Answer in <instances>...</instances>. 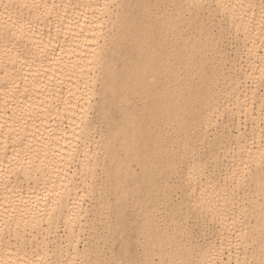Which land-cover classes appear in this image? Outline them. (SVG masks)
<instances>
[{
	"label": "bare ground",
	"instance_id": "1",
	"mask_svg": "<svg viewBox=\"0 0 264 264\" xmlns=\"http://www.w3.org/2000/svg\"><path fill=\"white\" fill-rule=\"evenodd\" d=\"M191 1L0 0V264H74L78 231L86 224L95 227L114 204L111 197L121 226L131 198L135 215L148 213L145 221L157 245L144 262L159 264V255L162 263H174L173 241L151 212V200L160 190L170 198L174 145L180 137L190 142L194 126L210 123L207 104L215 92L211 84L219 88L218 76L225 75L231 84L237 117L242 111L252 114L250 100L257 93L241 89L237 63L219 69L217 55H225L218 45L220 33L216 36L210 26L189 31L193 24L185 17ZM196 1V6L213 3V10L244 34L250 61L243 76L264 82V7L256 0ZM210 50L217 53L211 63L203 57ZM245 132L239 119L237 131L229 133L237 146L222 161L230 165L222 173L221 199L205 188L198 195L201 210L216 217L233 242L222 233L217 244L190 239L180 246L188 251L185 264H243L238 249L248 253L249 245L253 256H260L263 238L255 234L264 232V143L260 133L247 137ZM226 135L209 139L202 132V139H209L213 149ZM98 183L107 188L94 191ZM92 191L89 209L84 201ZM170 209L172 214L178 210L175 204ZM60 222L62 235L55 230ZM104 225L113 230L109 219ZM137 231L144 234L145 226ZM63 239L75 247V257L63 259ZM126 250L122 243L121 252Z\"/></svg>",
	"mask_w": 264,
	"mask_h": 264
},
{
	"label": "rangeland",
	"instance_id": "2",
	"mask_svg": "<svg viewBox=\"0 0 264 264\" xmlns=\"http://www.w3.org/2000/svg\"><path fill=\"white\" fill-rule=\"evenodd\" d=\"M156 1L161 2V0H156ZM256 2H258V4H261L262 7H264V0H256ZM190 4L191 5H189V10L186 11L187 14L185 17L186 23L188 22V24H193L191 27L189 26V31L196 30L198 27L200 28L201 26H210L216 36L219 35L218 33H220L219 39L221 40L218 39V43H220L218 45H221V49L223 48L222 50L225 51V55H226V56L223 55L221 57L220 54L217 55V53L215 54L210 50L207 52L203 51V53L205 54L203 55V57L207 59L209 58L208 61L209 63H211L212 57L217 55L218 62L220 64L221 63L223 64V65L221 64V67H219V69L223 67L225 71H227L228 64L230 65L232 62L233 63L235 62L236 65L237 63L235 68L237 69V71H240L241 69V73L238 74V77L239 78L241 77L239 86L241 87V89L248 88L246 89L247 91H249L251 88H252L251 90L256 89L257 93L255 97L250 100L253 102L252 104L253 110L251 112L252 114H250L252 118L250 117V115L244 114L243 111L241 112L242 115L241 113L238 115L239 117L238 118L237 114L235 113L236 103L234 99L235 98L234 91L231 90L232 88H230L231 84L227 81L228 78L225 75L218 76L219 88L218 90H216L214 84H211L212 90L213 91L215 90V92L209 97L208 99L209 102L207 104V108L211 109L210 110L211 114L210 113L209 114H210V119L212 117L211 119L212 122L208 120L210 121V123L207 122V124L203 126L205 128L201 127V129L199 128V126H194L192 130V136L190 138V142L188 141L185 142L184 140H182L184 137H180L181 139L178 140V143H175L177 145V146L174 145V152H173L175 165L172 166L171 169L169 170V176L167 178L169 180V184L172 187L170 198L167 199L165 197L164 191L160 190L158 197L156 199L151 200V208L153 209L151 212L153 213V215H155L154 217L155 222L159 224V228L160 229L162 228L161 230L166 231L168 237L173 241L172 246L174 247L172 248V252H173L172 254H173L174 263L170 262V264H185V259H186L185 257L188 255V251H186L184 248H181L180 246H183V244L187 243L190 239L193 240L195 243L207 245L210 242H214L216 244L219 243L220 233H222L221 236H226V238L229 237L230 239L231 237L229 231L225 232V229L221 230V226H220L221 223L217 219H215L216 217L209 216L210 215L209 213L205 212L203 209L201 210L202 207L200 205V201H198L199 200L198 195L201 193L200 191H203L205 188V190L207 191L204 190L203 192L214 194L213 196L217 200H219V198L221 199L220 190L222 191V181H224L222 173L224 172V170H226L227 165H230V164L226 165V163L224 162L227 161L226 159H229L231 157L232 152L235 153L234 147L236 149L237 146L235 141L236 139H234V137L232 138L231 134L237 131V125L239 119H240V127L242 128V130L246 131L245 134L247 137H251L252 135L256 136L260 133L259 135L261 136H258L259 139L258 137H255L253 140L257 141L258 139L259 141H262L264 143V135H263L264 130H262L263 128L262 126H264V115H263L264 113H262L264 111V106L256 107L258 106L257 105L258 103L264 101V96H263L264 85L262 84L264 82L262 81V77L260 79L258 78L257 80L258 82H257L251 76L249 78H246V80L243 76L242 70L244 68L249 67V66L246 67V65H248L250 61L247 58H245V56L247 57L246 53L248 50H247V45L245 46L246 43H244V34L242 32L239 33V31L236 30L234 23H232V25L229 24L231 22L226 18V15L224 13H222L218 9L214 11L213 3L210 4L208 1H205L203 4L200 3L201 4L200 5L198 3V5L196 6L197 1L193 0L191 1ZM190 13H192V18H190L189 16ZM223 25L225 28L223 27ZM220 29H222V31H219ZM235 31L236 33L237 32L238 33L235 34ZM246 60L248 61L246 62ZM219 63L218 66L220 65ZM223 78L227 82H225ZM256 97L257 99H255ZM203 110L201 112H203ZM260 110L262 112H260ZM256 113L258 115L260 113L261 116L258 117ZM253 114L255 115V117L258 118V120L254 117ZM244 115L246 116V118ZM93 116L98 124L100 120L98 114H94L93 112L92 117ZM248 116L254 121L251 120ZM259 118H261V120ZM257 121H259V123ZM213 124L215 126H213ZM202 132H204L206 134V137L209 139H212V137H214V135L218 133L220 135L223 133L225 135L227 134L226 137L228 136V139L224 138L225 143L224 141H222L223 142L222 144L216 145L213 147V149H210L208 143L209 139L208 140L202 139ZM195 167L196 169H194ZM193 170L195 171L193 173H196L194 174V176L195 177L197 176L196 177L197 180L199 178L200 180H202L201 183L200 180H198L199 182L195 180V182L197 183L195 188L191 187L192 182L189 181L190 175ZM187 176L189 177V179H187L188 178ZM217 183H220L221 185ZM105 188L107 187H104L103 185L100 186V184L98 183L95 186L94 191L97 192L98 189L104 190ZM250 188L252 189L253 187ZM208 190L211 191L215 190V191L211 193ZM234 190L237 193L238 189L237 190L234 189ZM215 195H219V196H215ZM92 198H93V191L90 192L89 195L85 196L86 201L84 202L85 205L89 206V209L92 208L91 204L94 202V198L93 199ZM111 199L114 204H111V207L109 209L105 208V213L101 214L100 217L95 221L94 228H92L90 224H86L82 231H78L80 233L77 241V246H78L77 248L79 250V254L76 255V257H75L76 249L73 250L75 247L73 248L71 247L72 245H67L66 244L67 242L65 243L64 241L65 239H63L64 241L63 245L65 244V247L62 252L63 254L62 257L64 260H66L67 257L73 256L76 259L73 262L74 264H147L146 262H144L145 259L151 253V249H153L155 245H157L154 243L153 239L150 238L154 235V232L151 229V224L149 225V223L145 221V218H148V213L142 212L139 215H135L134 210L131 207V203L133 200V198H131L125 203L127 209L126 225L121 226L119 225V220L117 215V208H116L117 203L115 204L116 201L114 200L113 197H111ZM192 201L193 202L195 201L196 203L195 202L193 203ZM174 204L176 205L178 210L175 214H172L170 208L171 205ZM90 211L92 212V210ZM89 212L87 213V215H89L90 218H93L94 211H93V215L91 214V212L90 213ZM207 216L209 219L207 218ZM107 219H109L112 223V229H113L112 231L108 229V226L104 225L105 220ZM139 226H145L144 234L138 233L137 229ZM55 230L57 231L58 234L61 235L64 234L65 227L63 226V223L62 222L58 223L57 228H55ZM98 234H100L99 237H97ZM38 235L37 236L39 238L36 236V239L38 238L37 240L38 242H40L43 236H41L40 234ZM255 235H257L256 237L260 238L261 241L263 238L261 245L258 248L256 247L257 245L255 246L258 249L257 252H259L258 255L260 256L258 258L253 256L254 252L251 251L252 248L251 245H249L248 247L250 248L249 252L252 253L248 252L244 254L242 252L243 248L241 247L240 249H238L240 250V252L237 258L240 261L243 260L244 261L243 264H264V232L259 229ZM36 239L33 240L34 243H37ZM230 240L233 242V239ZM122 243L127 245V250L125 253L121 252ZM193 245L191 244L190 246ZM50 246L53 248V243H50ZM94 246L96 247L94 252L93 251L90 252L89 251L90 247H94ZM233 247L235 248V246L231 245L232 251H234ZM66 250H68V252ZM49 258L50 261L52 262L54 260L53 254H50ZM155 260L159 262V264H164L161 262L159 255L155 256ZM233 262L234 260H231L230 264H233ZM187 264H196V261H190Z\"/></svg>",
	"mask_w": 264,
	"mask_h": 264
}]
</instances>
